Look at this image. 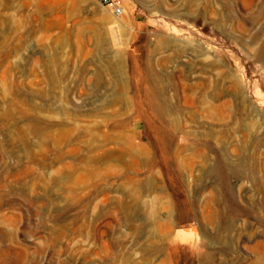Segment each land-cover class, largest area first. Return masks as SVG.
Returning a JSON list of instances; mask_svg holds the SVG:
<instances>
[{
  "label": "rangeland",
  "instance_id": "1",
  "mask_svg": "<svg viewBox=\"0 0 264 264\" xmlns=\"http://www.w3.org/2000/svg\"><path fill=\"white\" fill-rule=\"evenodd\" d=\"M122 1L0 0V264H264V0Z\"/></svg>",
  "mask_w": 264,
  "mask_h": 264
},
{
  "label": "clouds",
  "instance_id": "2",
  "mask_svg": "<svg viewBox=\"0 0 264 264\" xmlns=\"http://www.w3.org/2000/svg\"><path fill=\"white\" fill-rule=\"evenodd\" d=\"M169 243L172 245L186 247L192 252L198 251L200 248L198 226L193 222L177 229L171 237Z\"/></svg>",
  "mask_w": 264,
  "mask_h": 264
},
{
  "label": "built area",
  "instance_id": "3",
  "mask_svg": "<svg viewBox=\"0 0 264 264\" xmlns=\"http://www.w3.org/2000/svg\"><path fill=\"white\" fill-rule=\"evenodd\" d=\"M101 5L110 7L113 10V13L120 17L124 14L125 8L122 0H98Z\"/></svg>",
  "mask_w": 264,
  "mask_h": 264
}]
</instances>
